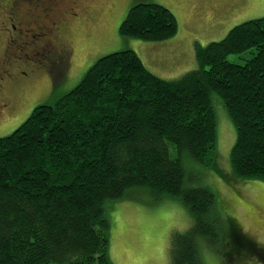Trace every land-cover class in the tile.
<instances>
[{"label":"trees","instance_id":"16d2710c","mask_svg":"<svg viewBox=\"0 0 264 264\" xmlns=\"http://www.w3.org/2000/svg\"><path fill=\"white\" fill-rule=\"evenodd\" d=\"M177 29L168 7L139 2L118 31L157 41ZM194 57L195 68L167 78L132 49L100 56L72 89L0 136V264H114L104 204L131 188L187 207L192 224L173 233L172 264H200L196 239L213 242L220 219L208 186L184 185L183 158L212 163L216 93L235 128L233 173L264 181V16L197 43ZM231 230L264 262L263 247Z\"/></svg>","mask_w":264,"mask_h":264},{"label":"rangeland","instance_id":"374dc122","mask_svg":"<svg viewBox=\"0 0 264 264\" xmlns=\"http://www.w3.org/2000/svg\"><path fill=\"white\" fill-rule=\"evenodd\" d=\"M139 2L168 7L177 19V32L157 41L120 35V23L129 8ZM9 3L10 0H0V55L7 48V24L1 20L6 18ZM75 8L78 11L75 18L66 19L60 32L55 30L59 39L65 40L63 49L69 48V44L74 47L70 70L54 86L39 67L30 81L17 83L18 87L5 79V91L0 99L9 105L0 117L6 122L0 125V136L11 133L36 105L53 103L67 93L100 56L132 49L150 70L174 78L196 67L197 43L205 45L219 40L235 24L264 16V0H78ZM17 16L22 18L23 14L19 12ZM18 26L23 33L30 27L24 22ZM23 39L11 42V57L29 58V62L38 64L44 58L34 53V46L22 43ZM156 46L160 48L155 49ZM153 51L158 57L152 56ZM228 58L242 62L235 53ZM17 66L29 71L24 64ZM50 88H53L51 93ZM18 99L23 101L19 108ZM211 101L217 133L213 161L205 165L190 156L183 158L184 185L208 186L215 194V210L220 219L218 236L213 242L200 235L196 239L200 264H264L257 254H246V244L231 239V225H235L264 248V181L233 173L229 154L235 141V128L222 98L212 93ZM104 211L110 222L109 257L114 264H172L173 233L184 232L192 224L187 207L179 199L164 195L155 198L145 188H131L123 198L108 200Z\"/></svg>","mask_w":264,"mask_h":264},{"label":"flooded vegetation","instance_id":"af4514ba","mask_svg":"<svg viewBox=\"0 0 264 264\" xmlns=\"http://www.w3.org/2000/svg\"><path fill=\"white\" fill-rule=\"evenodd\" d=\"M78 0H10L8 11L5 13V20H1L4 25L7 24L8 39L7 48L1 52L0 57V97L4 90V80H10L16 87L23 82H28L31 76L36 73V68H41L48 77L50 83L54 86L59 79L66 76L65 71H69L72 66L73 45L63 49L65 40L56 35L55 30L60 32V27L67 19L75 18L78 14L75 8ZM80 9V8H79ZM21 12L22 18H17ZM30 25L25 29V33L19 30L22 23ZM33 24V27H32ZM66 25V23L64 24ZM20 34V35H19ZM22 36L25 38L23 39ZM16 38L23 39L24 44H31L35 47L34 53L41 54L44 58L39 60L38 64H32L28 59H22L20 56L12 58L10 55L11 42ZM21 47H23L21 45ZM20 58V60H16ZM24 64L29 71L20 69L17 65ZM68 69V70H67ZM68 73V72H67ZM6 80V81H7ZM53 88H50V93ZM16 94V92H15ZM17 95V94H16ZM19 98V96H16ZM19 108L23 101L18 99ZM0 117L4 114V108H8L7 102L0 99ZM16 105V103H15ZM0 120V125L5 124Z\"/></svg>","mask_w":264,"mask_h":264},{"label":"crops","instance_id":"0c3cea01","mask_svg":"<svg viewBox=\"0 0 264 264\" xmlns=\"http://www.w3.org/2000/svg\"><path fill=\"white\" fill-rule=\"evenodd\" d=\"M159 48H160V47H158V46L155 47V49H159ZM152 50H154V49H152ZM159 54H160V52H159ZM160 55H161V54H160ZM160 55H159V56H160ZM139 56H140V55H139ZM152 56H153V57H158L154 51H153V53H152ZM143 62H144V61H143ZM144 64H145V63H144ZM145 65H146V64H145ZM146 66H147V65H146ZM147 67H148V66H147ZM148 68H149V67H148ZM149 69H150V68H149Z\"/></svg>","mask_w":264,"mask_h":264}]
</instances>
